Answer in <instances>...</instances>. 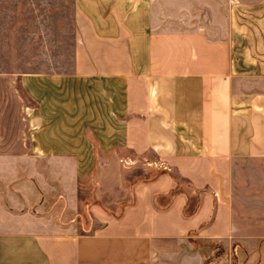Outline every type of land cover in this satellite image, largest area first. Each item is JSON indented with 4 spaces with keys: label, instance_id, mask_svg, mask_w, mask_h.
<instances>
[{
    "label": "crops",
    "instance_id": "0c3cea01",
    "mask_svg": "<svg viewBox=\"0 0 264 264\" xmlns=\"http://www.w3.org/2000/svg\"><path fill=\"white\" fill-rule=\"evenodd\" d=\"M40 5L43 49L72 66L0 68V264H264V0ZM96 146L152 151L188 195L206 190L197 209L185 215L182 194L165 206L167 174L138 182L116 217L95 206L90 232L36 226L6 202L18 171L35 183L43 159L73 158L78 174Z\"/></svg>",
    "mask_w": 264,
    "mask_h": 264
},
{
    "label": "rangeland",
    "instance_id": "374dc122",
    "mask_svg": "<svg viewBox=\"0 0 264 264\" xmlns=\"http://www.w3.org/2000/svg\"><path fill=\"white\" fill-rule=\"evenodd\" d=\"M45 1L0 0V68L53 72L71 69L72 53L43 49L55 46L45 40L51 37L47 21L43 22L44 9L40 5ZM156 158L152 151L138 155L128 148L115 146L104 152L96 146L95 161L85 164L78 174L73 158L60 166L57 165L59 161L43 159L40 161L43 168L35 176V183L24 171H18L20 181L12 185L11 199L6 202L15 209H27L36 226L90 232L102 224L95 206L107 215H117L120 208L131 201L134 186L158 170L148 163ZM58 177L63 183L60 192L55 182ZM179 183L188 189L183 179L179 178ZM3 189L9 192L10 187L3 186Z\"/></svg>",
    "mask_w": 264,
    "mask_h": 264
},
{
    "label": "trees",
    "instance_id": "16d2710c",
    "mask_svg": "<svg viewBox=\"0 0 264 264\" xmlns=\"http://www.w3.org/2000/svg\"><path fill=\"white\" fill-rule=\"evenodd\" d=\"M157 169L158 170L153 174V176L143 178L139 182L151 180L160 174H167L172 180V185L165 192L162 193V194H164V193L169 194V197L166 199L165 206H167L171 202V199L173 196L182 194L185 196V199H186L185 204H183V207H182L183 213L185 215L193 214L195 212V210L197 209V206L201 200V196L205 193L206 190H197L193 195H188V193L184 189H182V187L180 186V183H179V178L183 179L186 182L184 177H182L181 175L177 174L176 172H174L168 168H165V167H158ZM213 206H214V204H213ZM213 206L211 208V211H210L207 219L204 222H202L201 224H199L198 227H202V226L208 224L212 220ZM121 208H120V212H121ZM119 213L117 215H113V214H110V215L116 217L119 215Z\"/></svg>",
    "mask_w": 264,
    "mask_h": 264
}]
</instances>
